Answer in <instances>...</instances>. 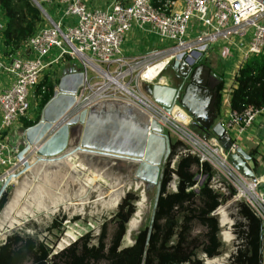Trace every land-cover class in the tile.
Returning a JSON list of instances; mask_svg holds the SVG:
<instances>
[{"label": "built area", "instance_id": "1", "mask_svg": "<svg viewBox=\"0 0 264 264\" xmlns=\"http://www.w3.org/2000/svg\"><path fill=\"white\" fill-rule=\"evenodd\" d=\"M31 2L43 8L44 13L41 14L45 25L10 60L2 58L0 42V73L5 72L6 78L10 79L0 90V189L10 174L22 168L16 159L20 152L19 130L17 142L9 131L26 119L31 107L30 99L36 106L42 98L44 87L40 93L35 92L43 79L42 73L68 58L82 66L84 75L83 83L75 94V105L64 123L104 100L126 102L159 123L169 137L174 135L176 140L187 146L199 164L208 163L217 174H221L236 193L233 200L245 203L258 218L262 228L260 264H264V191H261L264 181L243 175L231 160L239 150L246 153L245 147L239 144L241 136L259 117L264 116V107L248 106L242 113L230 108V93L240 69L264 49V0ZM42 3L60 7L63 16L76 17V24L66 25L63 30L64 25L49 15ZM135 30L153 33L169 45L163 52L153 50L143 55L125 56L122 46ZM192 32L196 34L190 37ZM249 35L250 40L245 42L244 38ZM218 40L225 42L219 50L222 59L232 56L230 47L239 53L232 77L228 84L223 82L220 91V112L216 122L222 126L227 138L224 148L215 136L205 140L194 133L190 128L194 125L193 119L178 103H174L167 113L144 91L145 85H167L161 81L162 74L173 62L193 68L206 60ZM52 48L58 50L55 58H50ZM159 64L162 69L151 74L150 71ZM252 163L250 160L251 170ZM196 180L202 183L204 178L197 176ZM210 188L224 192L216 177L211 179Z\"/></svg>", "mask_w": 264, "mask_h": 264}, {"label": "trees", "instance_id": "2", "mask_svg": "<svg viewBox=\"0 0 264 264\" xmlns=\"http://www.w3.org/2000/svg\"><path fill=\"white\" fill-rule=\"evenodd\" d=\"M0 15L4 23L0 29L2 54L10 60L45 25V20L31 0H0ZM50 73L45 71L36 87L37 94L42 87L45 89L36 105L38 113L53 97L59 83V77L55 73L48 76ZM220 76L222 81L216 97L215 118L220 112V91L224 82V76ZM248 106L264 107V49L240 69L230 93L232 111L242 113ZM39 119V115L34 120L23 119V129L34 126ZM195 128L203 136H213L210 128ZM223 141L219 140V143L223 145ZM248 155L256 166L255 151ZM215 174L217 172L208 163L199 164L198 158L190 154L186 145L176 139L170 140V154L163 168L161 193L147 246L148 224L136 232L131 246L122 247L126 226L135 213L138 200L135 193L129 192L121 199L114 215L101 225L95 239L85 233L62 250L55 251L37 236L14 232L0 245V264H203L199 254L213 258L221 253L219 225L213 213L221 202L234 195L230 185L227 187L229 197H222L210 188ZM197 176L204 178L202 183L196 180ZM172 182H175V190L169 191ZM6 201L3 195L0 211ZM234 208L238 220L233 228L238 244L230 264H260V221L245 203L238 201ZM64 218H53L47 231L58 229ZM195 227H201L203 232L194 235Z\"/></svg>", "mask_w": 264, "mask_h": 264}, {"label": "rangeland", "instance_id": "3", "mask_svg": "<svg viewBox=\"0 0 264 264\" xmlns=\"http://www.w3.org/2000/svg\"><path fill=\"white\" fill-rule=\"evenodd\" d=\"M44 8L54 20L60 21L64 25L62 27L63 30L66 29V25L72 26L76 24V17L63 16L60 7L44 4ZM0 20H3L1 15ZM195 34V32L190 33V37L195 36ZM129 39H135V42L129 41L128 44H123L122 51L125 56L143 55L153 50L163 52L169 45V42H163L158 36L147 31L135 30L129 36ZM249 40L250 35L244 38L245 42ZM224 45L225 42L223 40H218L213 52L201 63L204 64L206 69L222 74L224 76L223 80L228 84L239 59V53L235 48L230 47L232 56L222 59L219 50ZM57 55L58 50L52 48L50 58H55ZM70 67L82 71V66L78 62L71 61L68 58L60 61L57 65L50 66L45 71L51 72L48 76H52L55 73V76L60 79ZM45 71L42 73L43 76ZM162 78L168 86L176 84L174 83L170 66L165 69ZM5 79L6 73L1 72L0 81ZM30 104L31 107L26 119L34 120L38 115L41 116V111L38 113L34 100L30 99ZM260 119L259 117L253 124V130H248L241 136L239 144L243 147H248V153L255 151L257 165H253V170L250 167L249 169L254 178L264 181V127L259 129V134H255V130H258ZM21 126L22 124L18 123L9 131V135L14 136L15 142L20 139L18 137L20 135V151L25 146L22 136L24 129L23 127L21 129ZM190 128L200 138L208 139V137L198 133L194 125L190 126ZM80 132V126L72 128L69 146L64 153L71 151L78 145ZM49 136L50 134L47 135V137ZM175 139L174 135L170 136L171 141ZM223 142L224 144L220 145L224 148L227 143ZM257 150H259V153ZM27 158L29 161H33L32 154H27ZM139 164L125 163L107 156H97L88 153L75 154L67 158L66 161L33 164L31 170L23 173L18 179H14L15 184H9L2 194V196H6L7 201L0 211V243L12 232L37 236L40 240H45L48 245L54 247L55 251L62 250L85 233L91 234V237L95 239L100 233L101 225L116 212L122 197L132 192L137 195L138 200L135 203V213L130 220L135 218V214L139 212L137 216L139 223L131 233H125L122 240V247L131 246L136 232L149 224L155 195V187L150 186L148 188L146 183L134 178V172ZM172 166H174V162ZM215 177L218 184L224 189V192H218L222 197H229L230 191L227 188L229 186L227 180L219 173ZM168 190H175V182L170 184ZM261 191H264V185L261 186ZM118 194H120L118 203L113 206V200ZM142 194L145 196L144 203L139 208L137 203L142 200ZM234 196L236 197L235 191L234 195L221 202L213 214L218 220V240L222 246L221 253L213 258L199 254V259L203 261V264H207V262H211L210 264H230L231 255L236 251L238 243L235 240L233 227L238 217L234 208L236 204V201L233 200ZM219 208L223 210V214L227 219V223L224 225L221 224L222 212ZM63 216L65 218L58 229L47 231V227H49L53 218L60 219ZM127 229L129 230V222L126 226V232ZM109 232H111V228H109ZM202 232L203 229L201 227H195L193 234L196 235ZM225 233L230 235L229 238L225 237ZM95 242L96 240L93 241V243Z\"/></svg>", "mask_w": 264, "mask_h": 264}, {"label": "water", "instance_id": "4", "mask_svg": "<svg viewBox=\"0 0 264 264\" xmlns=\"http://www.w3.org/2000/svg\"><path fill=\"white\" fill-rule=\"evenodd\" d=\"M34 5L44 13L40 4L34 3ZM170 67L177 76L183 79H188L192 71V68L185 67L178 62H173ZM83 75L82 71L76 70L74 67L63 73L54 90L53 97L43 107L38 123L23 131L25 146L17 154L16 159L22 163V167H25L27 162L23 164V158L28 151V146L36 145L46 138L36 151V155L43 160L42 162H45L44 160L62 161L64 156L69 153L64 152L69 146L74 126H80L81 132L79 143L74 147L75 151L69 153L72 156L82 152L114 157V159L120 157L118 155L144 156L145 162L137 166L134 178L146 183L148 188L155 187L145 242V246H147L161 193L163 168L170 154V137L159 123L150 120L136 107L118 100L97 102L87 111H83L58 128L56 127L57 129L48 132L51 124L73 106L75 94L83 83ZM192 81L194 80L192 79ZM144 91L155 103L165 108L167 113H170L174 103H178L191 116L194 124L210 128L213 136L220 141L227 142L222 126L216 122L215 117L204 115V103L195 101L192 94L180 98L179 90L172 86L159 84L145 85ZM48 134H50L49 137H47ZM53 156L57 157L47 159ZM231 160L235 168L243 175L254 179L246 164L250 161L247 153L239 150L236 155L231 156ZM9 181V177L4 181L0 189V198L7 189Z\"/></svg>", "mask_w": 264, "mask_h": 264}, {"label": "flooded vegetation", "instance_id": "5", "mask_svg": "<svg viewBox=\"0 0 264 264\" xmlns=\"http://www.w3.org/2000/svg\"><path fill=\"white\" fill-rule=\"evenodd\" d=\"M174 83V88L180 91V98L187 94H192L195 101L204 103V115L209 117L216 116V97L218 88L221 84V74L214 73L204 67V64L198 63L192 68L191 74L188 79H183L177 76L171 69ZM192 79L194 81H192ZM196 127L200 125L194 124Z\"/></svg>", "mask_w": 264, "mask_h": 264}, {"label": "bare ground", "instance_id": "6", "mask_svg": "<svg viewBox=\"0 0 264 264\" xmlns=\"http://www.w3.org/2000/svg\"><path fill=\"white\" fill-rule=\"evenodd\" d=\"M162 65L161 64H159L156 68H154L153 70H151L150 71V73L152 74V72H155L156 71V69H159V70H161L162 69ZM163 79H161V81H162ZM75 102H76V98H75ZM75 102H74V104H73V106L75 105ZM72 106V107H73ZM71 107V108H72ZM71 108L69 109V110H67L56 122H54L53 124H51V126H50V129H49V131L48 132H50L52 129L53 130H55L56 129V127H59V126H61L63 123H64V121H66V119H67V114H68V112L71 110ZM45 139L46 138H44L43 140H41L38 144H36V145H31V146H28L29 148H28V151L24 154V158H23V164H24V162H27V165L25 166V167H22L19 171H17L16 173H14V174H10L9 175V179H10V183L9 184H12L13 182H14V179H18L19 178V176H21V175H23V173H25V172H27V171H29V170H31L32 169V166H33V164H35V163H50V161H52V160H44L45 162H42L43 160H41V158H39L37 155H36V151L39 149V147H40V145L41 144H43V142L45 141ZM75 151V148H73L71 151ZM71 151H69V153L71 152ZM69 153H67L65 156H64V159L62 160V161H66V159L67 158H69V157H71L72 155H70ZM82 153H87V152H82ZM27 154H32V157H33V161L31 160V161H29L28 160V158H27ZM88 154H91V153H88ZM60 155V154H59ZM58 156V155H57ZM57 156H53V157H48L47 159H50V158H56ZM118 156H120V157H117V160H120V161H123V162H125V163H140V164H143L144 162H145V159H144V156L142 157V156H136V155H134V154H132V155H118ZM110 158H112V157H110ZM113 159H114V157H113ZM54 162H58V161H54ZM22 164V163H21ZM139 164V165H140ZM119 195L120 194H118V196L113 200V206H116V204L118 203V200H119ZM144 194H142V196H141V198H142V200L139 202V203H137L138 204V207L139 208H141L142 207V203H144L143 202V200H144ZM123 198V197H122ZM220 209V208H219ZM10 210H11V208H10ZM142 210V209H141ZM9 211V210H8ZM143 211V210H142ZM219 211V210H218ZM220 211L222 212V220H221V224L222 225H224V224H226L227 223V219H226V217H225V215L223 214V210L222 209H220ZM139 215V212H137L136 214H135V218H132L130 221H129V230L127 229V233L126 234H129V233H131L136 227H137V225H138V223H139V221H138V216ZM142 215V214H141ZM140 220V219H139ZM9 233V232H8ZM229 234L228 233H225V237L226 238H229ZM2 238V237H1ZM127 238V237H126ZM128 239V238H127ZM211 262H207V264H210Z\"/></svg>", "mask_w": 264, "mask_h": 264}, {"label": "crops", "instance_id": "7", "mask_svg": "<svg viewBox=\"0 0 264 264\" xmlns=\"http://www.w3.org/2000/svg\"><path fill=\"white\" fill-rule=\"evenodd\" d=\"M3 20L1 21L0 20V29H2V27H3ZM126 40V44H128L129 43V41H134L135 42V39H125ZM2 41V39H1V36H0V42ZM2 43V42H1ZM3 47H1V51H3ZM1 55H2V58L5 60V61H7L8 59H6L5 57H3V54H2V52H1ZM138 56V55H137ZM74 65V64H73ZM71 68V67H70ZM70 68H68L67 69V71L70 69ZM8 80H10L9 78H6L4 81H0V90L2 89V88H4L6 85H7V82H8ZM261 119H260V121L258 122V130L256 129L255 130V134H259V129H262L263 127H264V116H262V117H260ZM262 127V128H261ZM21 130V129H20ZM249 130H253V128H251V129H249ZM251 142H252V140H251ZM253 143V142H252ZM247 149H248V147H245L244 148V150L246 151V153H248V151H247ZM257 152L259 153V150H257ZM247 164V167H249L251 164H250V161L248 162V163H246ZM21 169V168H20ZM12 184H15V182H13Z\"/></svg>", "mask_w": 264, "mask_h": 264}]
</instances>
